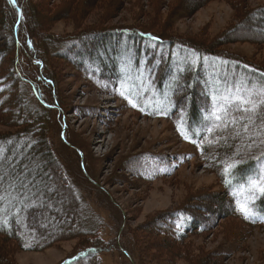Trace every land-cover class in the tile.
Masks as SVG:
<instances>
[{
	"label": "rangeland",
	"instance_id": "rangeland-1",
	"mask_svg": "<svg viewBox=\"0 0 264 264\" xmlns=\"http://www.w3.org/2000/svg\"><path fill=\"white\" fill-rule=\"evenodd\" d=\"M177 3L24 0L25 14L28 9L30 14L41 16L45 24L33 28L48 56L46 69L52 72L53 82L43 79V67L33 64L38 59L29 58L21 48L18 55L24 72L34 80L38 73L43 80L29 79L23 82L21 91L33 101L27 103L28 113L37 110L44 119L47 142L62 166L55 172L47 170L48 179L55 184L61 181L70 191L73 186L82 206L75 197L76 208H80L70 212L59 207L57 213L47 203L43 209L35 208L33 211L43 215L53 213L54 220L42 217L41 230L53 232V223L64 235L50 246L33 250H23L14 241L1 238L6 264H64L77 251L96 244L100 250L94 258L88 256L76 264H264V222L249 225L235 216L218 213L228 206L219 179L203 166L197 145L185 139L173 118L135 110L111 94L107 86L105 89L104 84L97 83L87 61L83 63L85 74L80 70L82 65L77 68L59 54L50 55L53 43L59 51L62 46L58 41L76 33L88 34L87 39L76 40L83 46L99 29L150 25L154 30L148 29L153 32L164 28L166 36L197 44L220 42L225 32L230 43L223 49L264 66V43L248 41L244 37L250 36L245 32L232 29L246 9L264 6V0H209L191 12L181 11ZM2 4L6 5L4 0H0V51L5 52L3 24L7 16L10 19V12L3 13ZM45 37H51L50 41L43 40ZM12 50L8 48L4 56L8 62L13 59ZM31 81L40 88L34 89L39 94L34 95L37 100L31 94ZM12 130L0 123V132ZM55 184L51 183L53 190L47 191L50 197L60 194ZM41 197L39 194L35 200ZM184 209L200 214L206 228L178 237L176 226L169 224L170 215ZM70 223L73 228L67 232L64 226ZM68 233L74 236H66Z\"/></svg>",
	"mask_w": 264,
	"mask_h": 264
},
{
	"label": "trees",
	"instance_id": "trees-1",
	"mask_svg": "<svg viewBox=\"0 0 264 264\" xmlns=\"http://www.w3.org/2000/svg\"><path fill=\"white\" fill-rule=\"evenodd\" d=\"M4 1L8 9L2 4V11H9L10 19L3 16L7 41L5 52L0 51V123L13 130L0 132V239L14 241L23 250H33L50 246L64 235L62 228L54 227L52 221L53 232L41 230L43 218L49 216L54 220L53 213L43 215L41 211L33 210L43 209L47 203L57 213L59 207L70 212L79 209L82 200L72 184L70 191L58 179L57 184L48 179L47 170L55 172L62 166L47 142L44 119L37 110L28 113L27 103L33 101L27 94L26 99L21 91L23 82L32 79L20 62L18 52L21 48L29 58L38 59L40 63L33 64L43 67V79L53 82L52 72L46 69L48 56L33 28V25L39 28L44 24L42 17L34 12L30 14L28 9L26 15L24 0H16L15 4ZM200 1L178 0L177 5L181 11L191 12L209 0ZM152 7L156 8V3ZM238 20L239 24L232 29L236 27L245 32L250 36L244 37L248 41L255 39L264 43V6L246 9ZM148 28L153 29L150 25L99 29L83 46L76 40L87 39L88 34L76 33L70 38L58 39L57 44L62 46L59 51H55L54 43H49L54 48L50 55L59 54L77 68L82 65L80 70L85 74L83 63L87 61L94 70L97 83L104 84L105 89L108 87L111 94L119 96L135 110L173 118L185 139L197 145L203 166L213 170L219 179L228 206L223 212L220 208L218 213L235 216L249 225L264 222V194L250 183L264 174V66L223 49L230 43L224 37L225 32L220 36V42L212 40L197 44L177 36H166L168 31L164 28L154 32ZM44 39L50 41L51 37ZM70 46H73L72 50L80 47L81 52L72 53ZM8 48L13 49L10 62L4 57ZM38 76L35 73L36 80H32L43 82ZM31 82L34 85L31 94L37 97L39 94L34 93V89L40 91V88L37 82ZM241 99L253 101L255 110L243 111L246 106ZM43 108L47 109L46 106ZM233 119L235 123H232ZM245 125H248V131H245ZM51 183L58 186L60 194L54 193L50 197ZM39 194L42 202L35 200ZM75 197L78 208L73 200ZM240 204L247 205L248 218L239 211ZM184 210L170 215L172 222L169 224L176 226L178 237L206 228L199 220L200 214ZM72 228V223L64 226L67 232ZM99 247L96 244L83 248L64 264H76L88 256L93 257ZM5 251L0 243V264H6Z\"/></svg>",
	"mask_w": 264,
	"mask_h": 264
},
{
	"label": "snow or ice",
	"instance_id": "snow-or-ice-1",
	"mask_svg": "<svg viewBox=\"0 0 264 264\" xmlns=\"http://www.w3.org/2000/svg\"><path fill=\"white\" fill-rule=\"evenodd\" d=\"M10 3L15 4L16 0H9ZM241 103H243L246 107L243 109V111L245 112H252L255 110V105L253 103V101L251 100H245V99H241L240 101ZM252 105V106H249ZM135 106V105H133ZM143 110V109H142ZM216 119L219 121L220 117L217 116ZM232 123H235V119H233ZM245 131H248V125H245ZM261 194H264V174H261L259 179L257 180H253L250 182ZM238 209L241 213H243L245 215V218H248L249 216V209L247 207V205L245 204H240L238 205Z\"/></svg>",
	"mask_w": 264,
	"mask_h": 264
},
{
	"label": "bare ground",
	"instance_id": "bare-ground-1",
	"mask_svg": "<svg viewBox=\"0 0 264 264\" xmlns=\"http://www.w3.org/2000/svg\"><path fill=\"white\" fill-rule=\"evenodd\" d=\"M89 141H90L91 143H93V142H92V139H90ZM88 153H89V150H88Z\"/></svg>",
	"mask_w": 264,
	"mask_h": 264
}]
</instances>
